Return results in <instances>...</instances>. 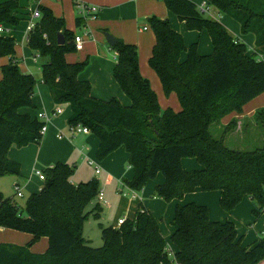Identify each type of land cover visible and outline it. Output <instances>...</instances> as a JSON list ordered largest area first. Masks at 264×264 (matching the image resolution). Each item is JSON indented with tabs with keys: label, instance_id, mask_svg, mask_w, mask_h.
<instances>
[{
	"label": "trees",
	"instance_id": "obj_1",
	"mask_svg": "<svg viewBox=\"0 0 264 264\" xmlns=\"http://www.w3.org/2000/svg\"><path fill=\"white\" fill-rule=\"evenodd\" d=\"M167 8L186 22L191 30H207L214 51L201 54L198 44L187 47L182 34L176 32L167 18H147L156 43L149 60L158 74L165 94L176 93L181 110L162 109L150 80L140 71L136 45L117 39L113 70L116 81L131 104L124 105L113 97L102 100L93 96L92 85L79 78L89 58L69 62L67 55L76 52L75 34L66 27L63 17L47 6L39 5L40 19L29 33L31 50L47 57L42 78L21 71L16 56V40L0 33V177L20 174V164L8 157L10 148L40 143L44 122L23 107L36 108L33 102L36 86L46 84L55 104H70L69 125H84L100 139L97 158L105 159L125 146L134 177L125 179L131 189L143 190L159 173L165 182L156 186V196L171 202L197 189L221 192L220 204L232 211L246 197L255 203L254 214L264 212V146L255 150H238L216 138L211 125L264 93V0H206L220 14H226L241 25L242 34L256 36L255 52L230 33L215 18L203 15L192 0H163ZM20 0H0V25H17ZM78 26L82 18L77 19ZM65 43L58 44V35ZM183 53H187L185 60ZM264 127V108L255 116ZM233 120L226 131L234 130ZM184 158H196L201 168L188 171ZM76 167L58 162L44 170L46 179L38 193L29 196L27 216L14 197L0 191V227L29 233L25 245L0 243V264H173L154 214L142 203L135 216L119 227L100 224L103 245L93 247L84 236L87 207L100 191L97 179L74 184ZM103 208L94 207L101 218ZM171 244L181 264H259L264 260V237L244 247L232 221H212L209 208L196 202L178 205L173 221ZM48 237L44 253H34L31 246Z\"/></svg>",
	"mask_w": 264,
	"mask_h": 264
},
{
	"label": "crops",
	"instance_id": "obj_2",
	"mask_svg": "<svg viewBox=\"0 0 264 264\" xmlns=\"http://www.w3.org/2000/svg\"><path fill=\"white\" fill-rule=\"evenodd\" d=\"M192 1L199 8L206 2V0ZM81 3L98 6V13L94 17L85 15L79 7ZM39 5L47 6L53 10L56 16L63 17L66 20V27L73 31L75 35H84V48L68 54L67 60L69 62H77L89 58V63L79 74V78L91 83L92 94L98 99L110 100L116 97L124 105L128 106L131 104L130 98L124 93L114 78L113 70L117 63V52L108 43L106 33H110L117 39H122L126 43L137 46L140 71L144 77L150 80L152 88L158 95L162 109L170 107L175 111H180L181 104L176 93L165 94L158 74L149 64L153 47L156 43V36L147 22V18L153 15L167 18L172 28L183 35L187 47L197 43L201 54H211L214 51L209 32L207 30L189 29L186 22L180 20L176 14L170 11L163 0H20V9L18 10L19 24H5L2 34L15 38L16 56L20 59L19 66L24 73L32 72L31 67L37 65L36 56L34 60L28 58L32 54V50L27 44V27L31 19V12ZM210 11L214 17H220L215 19L220 20L232 35L234 33L240 34V36H234L245 42L249 46L250 52L252 48H256V36L253 33L242 34L241 25L238 26L232 17L220 14L216 8H210ZM79 18H82L80 26L77 23ZM186 57L187 53H183L182 59L185 60ZM5 62H7V58L0 59V65ZM43 64L39 66L40 76L37 77L33 74L39 81L42 78ZM36 88H38L39 92V95L34 94L33 97L36 108L23 107L20 112L29 113L32 117H38L39 112L52 113L57 104L53 101L48 86L43 82H39ZM60 105H62L63 113L51 117L47 123V132L40 143H31L22 148H10L8 157L20 164V174L1 176L0 191L7 197H15L17 191L12 196L6 195L8 193L6 185L12 182L15 190L16 186L21 188L23 195L24 190L29 191L31 194L38 193L43 187L44 181L39 178L36 171H44L58 162H64L76 167V172L72 178L74 184L97 179L100 189H106V192H108L112 187L113 190L119 188L118 190L133 202L131 205L125 206V210H128L129 214L121 213L118 219H132L140 203L149 209L156 218L160 216L162 210L166 208L164 203L167 201L160 197L157 198L155 191L158 184L165 182V176L159 173L154 180L148 182L142 191H135L136 194H133L127 189V184H125V179L131 180L135 175L134 168L129 164V153L125 146L119 147L105 159L99 160L97 154L100 147V139L92 132L73 135L69 125V118L72 115L71 105ZM261 108H264V93L248 102L244 106L243 112L228 114L220 122L227 127L233 120H236L237 127L234 130L244 133V128L248 124L247 119H254L256 112ZM66 109L70 110L68 116L65 115ZM91 162H94V164ZM182 166L188 171L201 168V164L196 158H184ZM97 169H100V173H97ZM156 198L159 200L158 202H161L160 209L154 201ZM220 199L221 192L218 190L202 191L197 189L186 194L182 199H174L167 203L173 206L175 211L178 205L191 202L206 205L209 208V215L212 221H232L235 224L238 237L244 247H248L264 237V212L259 218L255 217V203L251 198H244L232 211H225L220 204ZM135 200L138 202H135ZM102 202H97L96 204H100L102 208L106 206L105 192L104 201ZM132 212L133 216L130 217L129 215ZM108 225L119 227L118 221ZM160 229L168 244L172 245L171 236L174 232V226L171 225L167 230L163 223H160ZM31 238L32 235L29 233L0 227V243L7 242L25 245ZM48 246V237H42L31 246V250L34 253H44ZM259 264H264V260Z\"/></svg>",
	"mask_w": 264,
	"mask_h": 264
},
{
	"label": "rangeland",
	"instance_id": "obj_3",
	"mask_svg": "<svg viewBox=\"0 0 264 264\" xmlns=\"http://www.w3.org/2000/svg\"><path fill=\"white\" fill-rule=\"evenodd\" d=\"M208 6L211 9L214 8L210 5ZM203 15L208 18H220L217 16L214 17L211 11L209 13H203ZM218 15L220 14L218 13ZM233 21L238 26L240 25L239 22H237L236 20L233 19ZM234 35L240 36V34L237 35L236 33H234ZM35 56H36L37 65L35 67H31L32 72H27V73H32L35 76L39 77L40 76L39 66L44 62H46L48 58L41 57L40 55L35 54L33 51L28 58L34 60ZM35 94L39 95L38 88L35 89ZM69 114H70V110L66 109L65 115L68 116ZM247 123L248 124L244 128L245 129L244 133L239 132L237 130L226 131V126L222 122L213 123L211 125V132L216 138H220L224 136V138H226V145L230 148L243 150V151L245 150L250 151L264 146V127L256 123L255 118L247 119ZM6 186L8 190V193H6V195L12 196L16 193L15 187L14 185H12V182L8 183ZM118 189L119 188L113 190L112 187L109 189L108 192H106V189L105 190L101 189L106 193L107 203L105 204L106 206H103V211L100 219H96L93 212L96 203L102 202L99 199V197H97L86 209L89 215L84 224V233L86 239L89 240V244L93 247H101L103 245L102 231L100 224H103L104 226H108V224H113L114 222L118 221L119 220L118 218L121 213L129 214L128 210H125V206L127 207L128 205H131V203L133 202H131L130 199L126 197L124 193L120 192ZM30 195L31 193H29V191L24 190V195L22 197L17 196V194L14 197L17 204L21 207L24 216H27V212L25 209H26L27 200ZM157 198L154 199V201L157 204V206H159L160 209L161 202H158L159 200H157ZM135 202L138 201L135 200ZM164 204L166 205V208L162 210L160 216H158L156 219L158 220L159 224L163 223L165 229L168 230V228L171 227V225H173L172 223L175 217V208L167 202H165ZM129 216L130 217L133 216V212L130 213Z\"/></svg>",
	"mask_w": 264,
	"mask_h": 264
},
{
	"label": "built area",
	"instance_id": "obj_4",
	"mask_svg": "<svg viewBox=\"0 0 264 264\" xmlns=\"http://www.w3.org/2000/svg\"><path fill=\"white\" fill-rule=\"evenodd\" d=\"M209 4L207 2H205L201 7V11L203 13H209L210 12V7L208 6ZM79 7L82 9V11L85 13V15L87 16H95L98 11H99V7L96 5H91V4H86V3H81L79 4ZM41 17V13L37 8H35L32 12H31V19L29 21L28 27H27V39H28V35L29 33L34 29L35 25H36V21L38 19H40ZM146 28V27H145ZM4 31V26L0 25V33H2ZM84 44H85V40H84V35L83 34H79V35H75V46H76V50H82L84 48ZM255 48H252L251 52H255ZM257 57L260 61H264V53H258ZM63 113V108L62 105H57L55 110L52 113H46V112H39L38 113V118L44 122V125L40 131L42 137L45 135V133L47 132L48 129V121L51 119V117L53 116H57ZM70 130L71 133L73 135L75 134H79V133H85L88 134L91 132V129L87 126L84 125H72L70 126ZM92 164H94V162H91ZM97 173H100V169H97ZM36 174L39 176V178L42 181H45L46 176L43 170H37ZM126 186V185H125ZM127 189H129L133 194L135 193V190L131 189L128 185L126 186ZM16 191H17V196L22 197L23 193L22 190L19 186H16ZM134 196V195H133ZM99 199L101 201H104V191L100 189L98 196ZM126 219L125 218H120L118 220V225L120 226L121 224L124 223ZM166 251L168 253V255L171 257L173 264H181L179 261H177L176 256H175V249L173 248L172 245L168 244Z\"/></svg>",
	"mask_w": 264,
	"mask_h": 264
},
{
	"label": "water",
	"instance_id": "obj_5",
	"mask_svg": "<svg viewBox=\"0 0 264 264\" xmlns=\"http://www.w3.org/2000/svg\"><path fill=\"white\" fill-rule=\"evenodd\" d=\"M105 35H106V39H107L108 43L111 46H114L117 43V38L114 37L112 34L106 33ZM64 43H65V35L63 33H60L58 35V44L63 45Z\"/></svg>",
	"mask_w": 264,
	"mask_h": 264
}]
</instances>
